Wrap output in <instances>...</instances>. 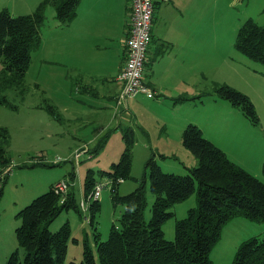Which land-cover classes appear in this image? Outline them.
Segmentation results:
<instances>
[{"label":"rangeland","instance_id":"1","mask_svg":"<svg viewBox=\"0 0 264 264\" xmlns=\"http://www.w3.org/2000/svg\"><path fill=\"white\" fill-rule=\"evenodd\" d=\"M40 1L0 0V10L6 7L13 15L21 12L29 14ZM52 7L50 4L46 5L41 31L52 22ZM204 8L207 28L206 58L204 65H200L204 67L205 77L201 76L199 79L204 78V84L192 91L196 89V84L189 83L185 88L188 91L181 94L187 97L183 101L189 102L184 110V117L194 121L191 123L201 129L202 135L225 151L232 161L264 182L261 169L264 160V65L249 59L232 44L225 48L227 41L224 38L227 33L223 34L235 24L238 28L247 18L263 24L264 0H204ZM48 28L52 29L53 26ZM52 36L49 32L48 37ZM39 46L40 42L31 51V60L24 76V91L21 92L15 87L4 91L7 99L16 108L0 104V128H6L9 135V161L4 165L0 164V178L6 175L0 198V264H6L14 250L18 251L19 264H23L24 250L18 246L15 236V228L20 224L16 214L35 197L46 192L52 183L62 180L67 183L63 190L56 191L54 187L52 189L61 196V201L68 192L73 191L76 209H63L48 225L50 231H56L63 223H69L70 237L65 259L61 264H80L83 261L84 243L93 250L95 264H99L94 239L96 235L101 241L108 238L111 225H118L124 205L113 203L111 188L106 184L96 199L99 209L93 222H90L89 206L95 200L88 199L91 190L84 193L83 183L88 170H93L96 180L108 179L100 173L110 170L111 164L119 160L125 146L122 130L131 127L134 132L130 164L132 177L119 181L117 192L124 195L142 185L147 196L144 212L146 219L150 218L153 201L146 161L153 157L163 172L187 174L188 168L197 164V159L179 142V131L173 124L171 123L173 128H168L164 122L156 121L152 109L137 112L134 118L129 108H126L129 112L126 114L120 107L116 112H123V118L128 122L118 127L113 123L107 128V122L96 119V116L104 113L90 112L86 106L83 107L82 116H95L94 123H85L83 126L84 123L82 125L80 120L63 119L64 113L60 111V107L64 102L60 95L66 92L74 101L78 92L69 84V74L62 72L66 67H54L39 61ZM58 51L55 56L61 58V49ZM148 74L149 69L145 66V80ZM117 81L120 95L122 82ZM218 82L226 83L248 96L259 118L257 124L245 117L237 106L213 93L214 84ZM39 83H46L47 90ZM59 88L63 90L55 92ZM62 91L64 92L60 93ZM139 94L143 93L118 99L126 106L129 98ZM159 97L161 96L154 94L147 98ZM50 106L59 114V120L49 112ZM163 134L167 135L164 139ZM102 141L103 144L99 146ZM69 172L73 173V178H70ZM196 203V192H193L170 208L173 215L162 225L166 239L171 240L174 237L175 219L184 218L187 210ZM251 237H264V221H253L241 214L235 215L223 224L219 239L209 253L211 263L230 264L238 246Z\"/></svg>","mask_w":264,"mask_h":264},{"label":"trees","instance_id":"2","mask_svg":"<svg viewBox=\"0 0 264 264\" xmlns=\"http://www.w3.org/2000/svg\"><path fill=\"white\" fill-rule=\"evenodd\" d=\"M48 4L55 10V19L67 24L75 17L79 0H41L29 14L13 15L6 7L0 10L2 105L16 108L4 94L7 88L24 91L25 72L31 51L39 45L44 10ZM233 46L249 59L264 65V23L258 24L252 18L243 20L236 30ZM213 93L241 109L254 124L259 122L254 105L246 94L219 82L214 84ZM185 99V95H179L174 101ZM52 107L49 112L59 120V114ZM122 132L125 146L119 160L111 164L110 170L100 174L113 180L112 201L124 205V211L118 225H111L106 240H99L98 235L94 239L99 264H212L210 250L229 219L241 214L249 220L264 221V182L232 161L193 123H188L181 134L182 144L197 159V164L188 168L187 174L163 172L153 157L146 161L149 190L153 196L151 215L146 219L147 196L142 185L124 195L117 192L118 179L132 177L130 164L134 132L131 127ZM0 136V164L4 165L9 161L6 128H0ZM102 144L103 141L99 146ZM261 169L264 174V160ZM68 175L70 178L74 176L72 172ZM5 178L6 175L0 178V198ZM95 181L93 170H88L83 183L84 193L92 189ZM52 186L16 214L20 224L15 228V236L18 246L24 250L23 264L64 262L70 237L69 223H63L56 231H50L48 225L63 209H76V203L73 191L61 201V196L54 192ZM193 192H196V205L187 210L184 218L175 219L174 237L166 239L162 225L173 215L170 208ZM89 209L90 222H93L99 202L90 203ZM6 264H19L17 250L10 254ZM80 264H95L93 250L87 243H84ZM230 264H264V237L243 241Z\"/></svg>","mask_w":264,"mask_h":264},{"label":"crops","instance_id":"3","mask_svg":"<svg viewBox=\"0 0 264 264\" xmlns=\"http://www.w3.org/2000/svg\"><path fill=\"white\" fill-rule=\"evenodd\" d=\"M154 5L146 82L154 94L163 96V99L139 94L129 98L126 106L118 99L120 85L117 74L125 64L124 47L131 0H79L75 17L68 24L54 19L55 10L52 7L54 14L48 27L53 28L47 27L40 32L37 52L40 62L66 67L62 72L69 74V84L78 92L75 102L72 96L60 92L64 102L60 111L66 116L62 114L63 119L80 120L83 126L94 123L95 116H82L86 106L90 112L104 113L96 119L107 122V128L113 123L118 127L128 122L123 118L124 113L129 114L126 108L134 114V118L137 112L152 109L156 121L164 122L168 128L174 126L179 131L181 142L182 130L194 121L184 117L189 102H175L174 98L187 92L185 88L189 83L196 84V89L192 91L204 84V78L199 80L201 76L205 77L204 67L200 65H204L206 58L204 0H156ZM19 14L26 13L16 15ZM236 30L235 24L223 32L227 33L225 48L233 46ZM49 32L52 37H48ZM59 48L61 58L55 56ZM43 51L45 54H42ZM39 84L47 90L46 83ZM59 90L63 88L55 92ZM120 107L125 110L124 113L116 112ZM165 137L167 135L163 134V139Z\"/></svg>","mask_w":264,"mask_h":264},{"label":"built area","instance_id":"4","mask_svg":"<svg viewBox=\"0 0 264 264\" xmlns=\"http://www.w3.org/2000/svg\"><path fill=\"white\" fill-rule=\"evenodd\" d=\"M156 0H131L128 16L127 35L125 39V64L117 74V79L122 82L120 99L143 93L147 97L154 96V90L144 79V70L147 62V51L151 40L153 24V11ZM167 1V0H161ZM121 181L118 179V182ZM113 180H96L90 191L88 199L96 200L101 194L104 185H111ZM67 186L65 180L57 181L52 187L56 191Z\"/></svg>","mask_w":264,"mask_h":264},{"label":"clouds","instance_id":"5","mask_svg":"<svg viewBox=\"0 0 264 264\" xmlns=\"http://www.w3.org/2000/svg\"><path fill=\"white\" fill-rule=\"evenodd\" d=\"M53 184H54V183H53ZM53 184H52V185H53Z\"/></svg>","mask_w":264,"mask_h":264}]
</instances>
